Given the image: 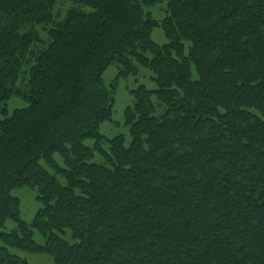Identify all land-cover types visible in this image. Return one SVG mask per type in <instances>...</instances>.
<instances>
[{
    "label": "trees",
    "instance_id": "trees-1",
    "mask_svg": "<svg viewBox=\"0 0 264 264\" xmlns=\"http://www.w3.org/2000/svg\"><path fill=\"white\" fill-rule=\"evenodd\" d=\"M139 68L157 88L130 92L126 147L99 126ZM0 116V264H264V0H0Z\"/></svg>",
    "mask_w": 264,
    "mask_h": 264
},
{
    "label": "rangeland",
    "instance_id": "rangeland-1",
    "mask_svg": "<svg viewBox=\"0 0 264 264\" xmlns=\"http://www.w3.org/2000/svg\"><path fill=\"white\" fill-rule=\"evenodd\" d=\"M76 5L72 3H61L58 2L55 8V13L59 12L60 17L59 19L63 18L65 16V13L71 9L75 8ZM85 11H89L88 9H84ZM144 14L149 13L154 20L159 22V27H156L153 29L150 38L151 40L157 44L158 46H163L167 43V40L163 34V31L160 27L161 21L167 17V8L166 3H160L151 7H144ZM37 30L40 31V28L37 27ZM41 37L43 39L46 38V36L41 34ZM185 50L187 51V46L185 47ZM151 57L150 55H148ZM117 67L116 65L109 66L105 72L102 75V81L106 87H110L113 80H115L117 76ZM152 73L148 69L139 68V72L137 76H129L127 78H122L117 81L115 93L113 95V105H112V116H111V122H104L99 126V133L104 136L105 138L111 139L115 136L121 135L124 137L125 146L128 147L130 144V137L128 134V129L123 124V112L126 107L131 106L133 104V98L130 92L132 90H135L138 86H144L148 90H155L156 84L151 80ZM27 104L23 103L21 101L14 100L11 103L8 104V111L11 113V111L17 107V108H24ZM1 119V116H0ZM84 144L88 147H92L94 145V140H86ZM102 149L107 151L108 146L103 145ZM55 160L57 163L62 166V162L57 155H54ZM92 162L95 163H102V158L98 155L94 157ZM43 167L46 168V166L41 163ZM50 173L52 171L49 170ZM59 182L61 184H64L62 179L59 178ZM11 196L15 197L19 200V212H20V218L22 221L26 223H30L35 215V213L40 208V204L37 202V191L35 189L29 188V187H22V188H16L11 191ZM15 229V223L12 221H7L5 223L4 232H10ZM33 239L38 243L42 244L43 239L40 237V235L37 232H34ZM66 240L70 242L69 236H66ZM9 251L20 257L21 259H24L27 264H54L52 261V258L46 255H31L24 252H20L14 249H9Z\"/></svg>",
    "mask_w": 264,
    "mask_h": 264
}]
</instances>
